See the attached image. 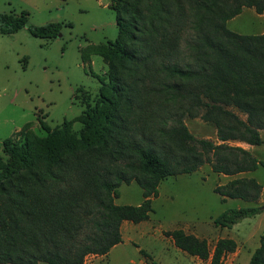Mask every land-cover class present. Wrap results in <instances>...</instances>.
<instances>
[{"label":"trees","instance_id":"obj_1","mask_svg":"<svg viewBox=\"0 0 264 264\" xmlns=\"http://www.w3.org/2000/svg\"><path fill=\"white\" fill-rule=\"evenodd\" d=\"M118 25L114 42L97 54L107 66L97 99L83 98L82 115L20 144L2 142L0 157V263L85 264L122 242L123 221L138 223L153 211L151 196L168 176L190 174L208 163L235 175L264 163L229 140L260 145L264 129V33L239 34L226 22L264 0H111ZM27 24V13L0 14V33ZM61 22L28 25L36 37H56ZM235 110L242 113L241 117ZM199 116L218 143L196 138L184 123ZM136 182L140 204H116L121 183ZM252 180L216 187L221 201L248 198ZM249 189V190H248ZM259 213L257 206L227 208L213 224L230 228ZM175 245L208 264H223L234 239L207 241L182 229ZM144 257L149 255L139 250ZM248 264H264V229Z\"/></svg>","mask_w":264,"mask_h":264},{"label":"rangeland","instance_id":"obj_2","mask_svg":"<svg viewBox=\"0 0 264 264\" xmlns=\"http://www.w3.org/2000/svg\"><path fill=\"white\" fill-rule=\"evenodd\" d=\"M111 0H0V14L27 13V24L13 33H0V157L5 138L20 144L25 137L45 136L42 124L50 128L82 115L86 96L91 104L98 95L100 79L106 77L107 66L97 50L102 44L114 42L118 25ZM52 22L63 25L56 37H36L27 26ZM226 27L239 34L264 33V13L244 7L240 14L226 22ZM98 48V49H97ZM241 117L244 115L235 110ZM184 123L196 138L218 143L214 126L199 116L185 117ZM260 145L229 140L230 145L247 149L264 163V129L259 130ZM252 180L257 185L248 198L222 197L214 189L233 179ZM249 190V189H248ZM116 204L137 205L143 201V190L134 181L117 188ZM153 211L147 220L122 223V242L107 255H87L85 264H208L179 249L170 232L182 229L207 241L211 254L218 238L234 239L236 247L226 254L223 264H248L259 246L264 229V166L235 175L212 171L204 163L190 174L168 176L158 184L151 196ZM257 206L259 213L246 217L230 228L213 224V218L227 208ZM143 249L149 257L139 251ZM10 264V263H0ZM39 264H48L41 262Z\"/></svg>","mask_w":264,"mask_h":264},{"label":"crops","instance_id":"obj_3","mask_svg":"<svg viewBox=\"0 0 264 264\" xmlns=\"http://www.w3.org/2000/svg\"><path fill=\"white\" fill-rule=\"evenodd\" d=\"M262 32H264V31H262ZM243 143H244V142H243ZM123 222H125V221H123ZM123 222H122V223H123ZM121 231H122V224H121V226H120V232H121ZM121 237H122V235H121ZM122 240H123V238H122ZM118 244H119V243H118ZM116 245H117V244H116ZM114 246H115V245H114ZM114 246H113V247H114ZM109 251H110V250H109ZM105 255H107V254H105ZM101 256H104V255H101ZM153 264H154V263H153Z\"/></svg>","mask_w":264,"mask_h":264}]
</instances>
